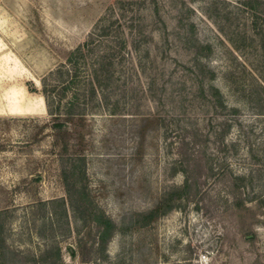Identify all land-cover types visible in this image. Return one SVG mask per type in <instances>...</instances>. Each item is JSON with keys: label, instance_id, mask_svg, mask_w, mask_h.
I'll use <instances>...</instances> for the list:
<instances>
[{"label": "rangeland", "instance_id": "obj_1", "mask_svg": "<svg viewBox=\"0 0 264 264\" xmlns=\"http://www.w3.org/2000/svg\"><path fill=\"white\" fill-rule=\"evenodd\" d=\"M120 1L142 8L147 38L113 57L96 96L81 97L84 115L71 123L63 156L44 80L117 22ZM143 1L0 0V264H27L52 245L70 264H264V92L255 89L264 0H251L255 14L250 0H156V15ZM135 12H127L133 25ZM183 141L200 166L188 193ZM74 154L119 228L104 257L88 263L92 231L75 217L62 178ZM171 194L175 209L143 225Z\"/></svg>", "mask_w": 264, "mask_h": 264}, {"label": "trees", "instance_id": "obj_2", "mask_svg": "<svg viewBox=\"0 0 264 264\" xmlns=\"http://www.w3.org/2000/svg\"><path fill=\"white\" fill-rule=\"evenodd\" d=\"M145 8L147 5L153 6L156 15V0L143 1ZM148 3V4H147ZM137 5V4H136ZM133 2H119V8L122 12L117 22L103 26L99 34L90 35L87 42L72 51L67 59V63L61 68L51 72L44 80L42 95L45 96L51 115L54 116L51 127L55 131V143H59L62 149V155L69 156L70 152V139H71V123L75 121L76 117L84 115V105L81 106V97L87 93L92 97L97 95L98 88L103 83L104 79H110L111 66H113V59L120 55L122 58L124 54H130L133 50H138L140 47V39L147 38V32L144 29V21L140 14L135 11H140L142 8L134 10L136 6ZM250 9L253 13H257V7L253 5L250 0ZM133 11L138 16L134 19V25L128 22L127 12ZM264 19V14L259 15ZM123 21V22H122ZM118 23V31L116 36L119 37L118 41L112 46L110 40L114 32V25ZM137 25V26H136ZM95 36V37H93ZM264 45V37H263ZM115 49H117L115 51ZM114 57V58H113ZM108 76H104L105 74ZM108 77V78H107ZM53 81H55L53 83ZM259 84L255 87L256 90L264 92V67L259 71ZM214 97L220 98L218 90L211 89ZM260 93V94H261ZM254 94V93H253ZM259 94V93H257ZM220 105L224 106L220 100ZM82 107V108H81ZM195 138V137H194ZM194 138L191 144L195 145ZM190 144L182 142L181 147L177 154L182 160V163L187 162V169L183 170L187 175V179L182 191L188 193L190 191L191 182L189 173H199L200 166L198 158L190 153ZM74 162L70 164V168L63 164L62 178L66 186L68 196V203L71 207L75 217L83 224L84 227L91 230L89 242L85 244L82 251L83 262L88 263L91 261L92 255L104 254L108 251L109 244L113 240L116 233L119 231L117 224L107 214L105 209L96 202L88 186L85 183L86 179V160L79 154L73 155ZM185 161V162H184ZM190 171V172H189ZM197 175V174H196ZM199 175V174H198ZM187 195V194H186ZM237 198L235 204L236 208L245 207V203ZM56 200L51 202L54 204ZM175 198L172 194L163 199L155 209L144 214L143 225H148L157 220L164 213L170 212L175 209ZM62 204L65 205L64 199ZM259 207L262 206V201L259 200ZM88 247V248H87ZM88 251V253H87ZM69 256L72 261L76 260L77 252L69 250ZM27 264H70L63 258L62 249L59 246L52 245L47 247L39 256L28 258Z\"/></svg>", "mask_w": 264, "mask_h": 264}]
</instances>
